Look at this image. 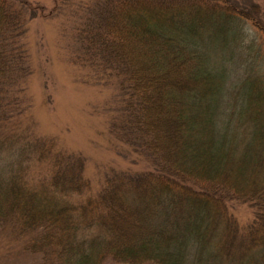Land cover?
Masks as SVG:
<instances>
[{
  "label": "trees",
  "instance_id": "1",
  "mask_svg": "<svg viewBox=\"0 0 264 264\" xmlns=\"http://www.w3.org/2000/svg\"><path fill=\"white\" fill-rule=\"evenodd\" d=\"M48 1L0 0V128L31 116L29 21L59 18L67 62L111 90L108 132L130 166L74 208L85 159L30 137L18 153L47 166L54 193L0 165V227L39 264H264V0Z\"/></svg>",
  "mask_w": 264,
  "mask_h": 264
},
{
  "label": "rangeland",
  "instance_id": "2",
  "mask_svg": "<svg viewBox=\"0 0 264 264\" xmlns=\"http://www.w3.org/2000/svg\"><path fill=\"white\" fill-rule=\"evenodd\" d=\"M44 3L49 6L48 0ZM59 24V18L38 17L27 25L24 41L32 67L27 82L31 116L16 125L0 128V165L9 164L6 176L10 174V168L15 171L20 166L23 169V185L27 190L42 186L47 193L52 194L54 192L49 186L47 166L20 155L18 151L22 150L23 143L30 137L55 139L59 148L78 153L85 159L83 177L90 183V192L65 198L57 194L53 200L58 202L64 198L70 206L78 208L95 195L104 174L127 170L130 165L128 158L117 151L119 144L108 132L107 119L111 114L106 112V102L111 90L84 83L81 69L67 62L65 40L60 37ZM245 33L248 34L246 38L253 39L255 46L261 44L263 39L252 30ZM131 37L134 38L133 35ZM261 49V53H264V44ZM238 57L232 56V62ZM253 107L259 111L257 105ZM16 134L20 136L19 140L11 138ZM139 167L136 164L132 169L137 170ZM41 203L38 200L33 205L36 208ZM225 209L239 227L250 222L254 213L247 203L235 200H229ZM155 217L158 218L157 215ZM90 233L96 234V230ZM27 240L28 236L11 230L8 224L0 227V264H39L36 255L23 250ZM102 264L120 263L107 260Z\"/></svg>",
  "mask_w": 264,
  "mask_h": 264
}]
</instances>
